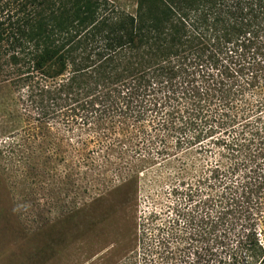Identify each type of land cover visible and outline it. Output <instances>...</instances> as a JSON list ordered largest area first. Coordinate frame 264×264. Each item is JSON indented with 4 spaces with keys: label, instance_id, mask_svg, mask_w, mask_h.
<instances>
[{
    "label": "trees",
    "instance_id": "1",
    "mask_svg": "<svg viewBox=\"0 0 264 264\" xmlns=\"http://www.w3.org/2000/svg\"><path fill=\"white\" fill-rule=\"evenodd\" d=\"M3 90L8 126L23 124L6 146L27 148L23 159L80 163L91 158L81 149L103 151L125 185L157 161L181 181L187 159L206 152L191 147L210 137L206 147L221 148V158L264 159V0H136L134 15L110 0H0ZM232 164L219 160L213 172L234 174L240 163ZM177 218L158 227L159 248L176 239L161 232ZM248 252L264 264V244L254 239Z\"/></svg>",
    "mask_w": 264,
    "mask_h": 264
},
{
    "label": "rangeland",
    "instance_id": "2",
    "mask_svg": "<svg viewBox=\"0 0 264 264\" xmlns=\"http://www.w3.org/2000/svg\"><path fill=\"white\" fill-rule=\"evenodd\" d=\"M110 1L135 14L136 0ZM5 93L0 97V264H257L248 249L254 239L264 244V159L243 160L244 152L221 158V148H208L210 137L191 147L206 152L193 154L198 159L193 163L187 159L182 182L173 168L157 161L137 183L125 185L116 176L118 161L105 162L103 151L81 149L78 155L91 158L80 163L23 159L27 148L10 153L8 139L20 134L23 124L8 126L12 103ZM258 114L264 125V110ZM229 132L228 139L234 135ZM254 143L250 152L256 155ZM62 150L64 156L68 148ZM219 160L221 168L234 162L240 167L217 176ZM65 167L81 174L54 177ZM189 190L191 197L184 198ZM177 209L185 215L177 218ZM176 218L172 231L161 232L165 238L175 232L176 239H168L166 250L159 248L153 239L158 227Z\"/></svg>",
    "mask_w": 264,
    "mask_h": 264
}]
</instances>
